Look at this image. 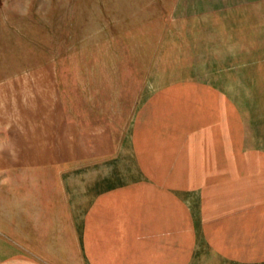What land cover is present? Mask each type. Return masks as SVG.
Segmentation results:
<instances>
[{"label": "rangeland", "instance_id": "rangeland-1", "mask_svg": "<svg viewBox=\"0 0 264 264\" xmlns=\"http://www.w3.org/2000/svg\"><path fill=\"white\" fill-rule=\"evenodd\" d=\"M102 149L151 150L173 183L236 172L264 198V0H0V198L20 167L61 175Z\"/></svg>", "mask_w": 264, "mask_h": 264}, {"label": "crops", "instance_id": "crops-1", "mask_svg": "<svg viewBox=\"0 0 264 264\" xmlns=\"http://www.w3.org/2000/svg\"><path fill=\"white\" fill-rule=\"evenodd\" d=\"M121 141L125 151V135ZM107 154L90 151L92 166L61 175L50 166L16 170L0 198V264H221L222 253L227 264H264V198L252 190L251 177L234 172L237 183L228 189L203 180L173 183L172 175L182 172L176 167L173 174L164 162L158 170L151 150L134 151L127 161L123 152L111 161ZM203 206L213 208L205 224ZM221 236L227 252L220 250ZM206 237L213 247L206 248Z\"/></svg>", "mask_w": 264, "mask_h": 264}]
</instances>
